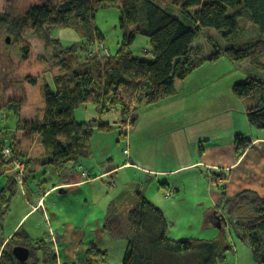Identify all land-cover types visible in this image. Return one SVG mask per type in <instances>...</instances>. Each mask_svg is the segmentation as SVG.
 I'll list each match as a JSON object with an SVG mask.
<instances>
[{
	"label": "trees",
	"instance_id": "obj_1",
	"mask_svg": "<svg viewBox=\"0 0 264 264\" xmlns=\"http://www.w3.org/2000/svg\"><path fill=\"white\" fill-rule=\"evenodd\" d=\"M113 1L45 0L31 5L24 15L13 19L0 12V25L18 38L25 29L44 33L46 37L52 29L72 24H79L84 33V41L67 48L52 38L57 51L55 60L64 75L53 77L54 92L47 84L42 85L41 115L32 119L25 117L21 115L20 103L9 101L0 113L4 120L7 112L14 118L15 129L22 137L36 134L44 150L40 156L25 157L13 132L5 143L1 141L9 146L11 157L24 162L25 168L21 180H14L11 173L5 172L12 164L0 155V224L18 187H26L37 170L41 173L48 168L59 176L64 174L62 178H65L74 169L73 164L83 163L82 159L91 156L93 133L110 129L103 119L106 114L118 113V135L127 140L124 128L137 108L141 105L150 108L172 98L176 93L175 81L185 79L204 63H213L222 57L232 64L250 59L255 68L264 72L261 59L264 57V0H120L122 37L117 49L111 53L104 46L107 54L101 56L96 54L94 46L87 52L90 42L104 44L103 34L88 22L97 10ZM139 35L148 38L150 60L133 57L132 44ZM201 36L211 46L209 55H203L202 47L195 44ZM28 79H25L28 83H35L33 78ZM231 92L236 98L254 101L245 111L246 119L250 126L264 130V77L249 75L233 83ZM87 103L92 104L96 117L86 122L76 121L75 111ZM134 118L130 130L134 127ZM233 145L235 157L239 158L250 146V140L236 134ZM107 185L111 188L114 183ZM131 190L134 194L131 207L123 213L112 202L109 212L113 213L102 223V229L110 237L126 243L120 264H165L162 261L165 255L179 258L180 264L186 263L183 259H192V264H216L230 249L224 236L211 240L170 239L168 223L160 208L145 198L140 187ZM219 190L218 206L223 209L219 214L231 224L238 241L250 250L253 263L264 264V198L251 190L230 197L223 187ZM213 221L216 223L217 219ZM31 239L35 242L33 246L28 244ZM2 244L0 264H56L52 241L31 238L21 225ZM16 245L29 248L27 260L21 262L15 258L12 248ZM84 255L80 264L106 262V250L96 248L93 243L84 250Z\"/></svg>",
	"mask_w": 264,
	"mask_h": 264
},
{
	"label": "rangeland",
	"instance_id": "obj_2",
	"mask_svg": "<svg viewBox=\"0 0 264 264\" xmlns=\"http://www.w3.org/2000/svg\"><path fill=\"white\" fill-rule=\"evenodd\" d=\"M42 1L45 0H0V12H5L10 19H13L16 16L24 15L31 5ZM119 7L120 0H115L103 5L102 8L95 12L93 19L88 23H90L93 28L95 27L100 30L104 36L105 45L103 43H97L96 41L90 42L87 46L88 51L84 46L87 52H89L90 48L93 46L98 52L96 54L100 53V56L101 54H107L103 51L104 46H106L111 53L117 49L118 43L121 41L122 37V32L119 27ZM91 25H87L86 27L89 28ZM79 26V24H72L65 27L58 26L51 30V35H47L46 37L44 33L36 34L33 33L31 29H25L18 38L9 34L4 25H0V113L6 109L7 105L5 104L9 101L20 103V112L22 113L24 111L26 116L29 115V118H33L37 114H42L44 108V99L41 93L42 85L47 84L50 91L54 92L53 77L64 75V72L59 69L56 63L55 57L57 51L51 43V40L52 38L58 39L63 48H67L73 44H80L84 41V33L83 29H81L82 27L79 28ZM6 37H9L8 42L5 40ZM86 42L88 41H86L85 38V43ZM219 42L221 41L219 40ZM195 44L202 47L203 55H209L212 51L211 46L202 36L196 38ZM132 52L135 58L145 60L152 59V55L149 52L148 38L142 35L137 36L132 44ZM90 55L92 54L88 53V56ZM261 59L264 61V57ZM219 60V63L215 66L207 64L203 69H198V71L192 73L187 79H177L175 81V90L179 96L177 100L182 99L180 97L182 88H186V86L197 78L206 68L220 70L221 73L224 74L221 83L226 80V83H231V85L244 80L249 75L264 77V72L255 68L254 63H252L250 59H245L238 64H232V62L224 57ZM26 77L29 79L33 78L35 83H28V81L25 80ZM211 87L212 86L207 87L183 98L187 102V105H185L183 109L185 110L184 114L186 116L185 119H182L181 116L175 118L177 119L175 127H167V129H164L166 127L162 128V125L159 124V122L162 121L164 112L168 108L166 104H169L170 101L175 104V95L161 104L150 108L144 105L139 106L134 113L135 118L132 114L130 116L131 118H129L130 122L126 123V127L124 128L125 132L127 130V140L119 138V115L117 112L112 111L103 117V119L109 123L110 129L108 131H95L93 133L90 141L92 154L87 159H82L85 161L83 163L87 168L82 170L81 175L85 180H90L89 177L92 178L93 176H90L89 170L104 171L108 169L109 166L116 167L112 174L104 178L105 182H113L114 186L110 188L96 181L97 183L94 184H99L101 186L100 191L94 189L87 192V190H85L84 193H90L87 200H82L80 192H67L61 196L64 216L70 219L76 227L84 232L81 243L77 245L73 251L75 264H80V261L85 258L84 250L87 247H92L93 241L97 246L102 247V250H106L107 253L106 262L98 264L121 263L126 247L125 241L123 239L110 237L109 234L101 229V224L104 222L107 215L113 213L112 211L109 212L110 208L107 210V205L111 203L112 199L117 198L112 205L114 207L116 206L115 208L119 211H126L131 207L134 197L131 190L133 187H140L141 190L144 191L145 196L151 199L150 201L152 203H157L155 205L160 208L167 220V235L170 239L198 238L202 240H211L224 236L230 249L225 251L223 254L224 258L216 264H254L250 250L238 241L231 224L225 222L221 224V228H218L215 226L213 219H211L210 214L212 213L214 202H212L210 190L217 192L219 188L215 183L210 181V175L207 173L204 166L199 168L203 170V175L199 173L198 168L181 170L180 173L176 174L175 170L160 174L156 173L157 175L155 176L147 173L146 170L143 169L168 171L175 168L176 161L183 155L187 157L190 156L193 149V145L191 144L193 131L197 129L200 130L204 123L214 124L215 119L219 117L220 114L208 113V119L201 121L204 123L199 127L197 123H194L188 118L191 117L188 109V100H192L194 104L199 102L201 106H204L206 103H211L215 95V93L212 95L207 93ZM214 90L216 91V89ZM221 90H224L223 87ZM228 96H231L238 105L244 103V100L236 98L232 94L230 87L227 91V97ZM227 97L226 99L229 103L227 112L222 114L229 116L231 110L237 108L231 105ZM249 99L250 98H248V100ZM238 111L240 115L242 114L241 116L245 117L246 122L247 119L244 113H241L240 110ZM177 112V110H174V113ZM239 113H237V116H239ZM93 117H96V113L90 103L79 107L74 113V118L78 122H86ZM133 118L134 127L131 131L129 128ZM0 120L1 124V116ZM192 120H194V118H192ZM244 127L245 125H243L242 131H244ZM251 128H253V130L262 131L254 127ZM121 131L123 130L121 129ZM2 134L3 136H1L4 138V133ZM36 138V134L32 135L28 133L21 140L20 151L24 153L25 157L26 155L34 157L43 154L44 150ZM126 148L128 149L127 159L125 155ZM22 149H26V151L24 152ZM180 152L181 155L179 154ZM134 156L137 169L130 168L129 165L126 166L127 169L119 167L123 162L129 161V157L131 159L130 161L133 162ZM21 159L24 160L25 158L21 156ZM5 172L13 173L10 169L5 170ZM52 174L50 170H47V174H41L40 176L36 175L35 178H31L27 186L22 187V190L24 192L26 190L27 192L26 198L22 196L20 190L12 197L10 206L0 224V236H6L11 232L22 213L29 209L30 204L35 203V201H32V197L35 196L36 189L42 186L44 187L40 188L38 192V195H41L42 190L47 187V180L52 177ZM42 178L45 179V182L43 183L41 181L38 183L37 180ZM176 179H183L186 181L184 186H181L179 183L177 191L173 189V183ZM1 180L2 179H0V181ZM203 182L210 183L209 185L212 186L210 190L206 188L205 191ZM43 199H45V205L49 215L53 213L56 215L57 212L54 209H56L57 204L55 206L53 205L59 200L56 199L54 195L44 197ZM217 208H219L220 211L223 210L219 206H217ZM26 218L27 216L24 217L23 220ZM24 228L29 229V234L32 235L29 236L33 239H46L51 241L49 227L45 223L44 217L40 214V211L33 213L27 218ZM58 239L57 237V240ZM34 243L32 239L28 241V244L31 246H33ZM173 260L175 264H180L182 262L179 258L176 259L170 255L162 257V261L165 264H172L174 263ZM183 260H185V264L193 263L192 259ZM159 261H161V259Z\"/></svg>",
	"mask_w": 264,
	"mask_h": 264
},
{
	"label": "crops",
	"instance_id": "obj_3",
	"mask_svg": "<svg viewBox=\"0 0 264 264\" xmlns=\"http://www.w3.org/2000/svg\"><path fill=\"white\" fill-rule=\"evenodd\" d=\"M218 61L220 60L218 59L213 63H204L200 67H198L197 70L195 69L192 73L198 71V69H203V67L207 64L215 66L217 63H219ZM192 73L185 79L190 77ZM223 75L224 74H222L220 70H216L215 68H206L205 70H203L197 78L192 80V82H190V84L186 86V88H182V90L180 91V97L182 98L181 100H177V97L179 96L177 91L175 90V104H173V102L171 101L169 102V104H166L168 105V108L162 116V121H158L159 124L162 125V128L166 127L164 129H167V127H175V122L177 121V119L175 118L181 116L182 119H185L186 116L184 114L185 110L183 109L185 108V105H187V102L183 98L212 86L207 91L209 95L215 93L211 103H206L204 104V106H201V103L199 102L194 104L192 103V100H188V109L191 116L188 118L194 123H197L199 127L202 123H204L201 121L208 119V113L220 114L219 117L215 119L214 124L204 123L203 127L200 130L197 129L193 131L191 137V144L193 145V149L190 156L187 157L186 155H183L179 160L176 161L177 163L175 164V168L168 171L151 170L146 168L143 169H145L147 173L153 174L155 176L160 173L171 172L174 170L176 174L180 173L181 170L198 168L199 173L203 175V170L199 168L204 166L207 170V173L210 175V181L212 183H215L218 188L223 187L228 197L234 196L244 190H251L258 194L260 197L264 198V130H253L248 121L246 120L245 122V117L241 116L242 114L240 115L238 110H240V112L244 113V115L246 116V109L253 106L254 101L252 99L248 100V98H246L242 99L244 100V103L238 105L231 96L227 97V91L229 87L231 91V86L233 84H227L226 80L221 83ZM222 87L224 89L223 91L221 90ZM214 89H216V91ZM226 97L228 98L231 105L234 108H237L231 110L229 116L222 114L224 112H227L229 104ZM174 110H177L178 112L174 113ZM237 113H239V116H237ZM7 114V119L4 120V118H1L2 122L0 124V137H2V133H4V136L6 137H2L3 139H1V141L5 143L7 141L5 139H7L11 132H13L15 139L19 141L20 147V143L23 137L21 136V132L15 129L14 118L10 117V114L8 112ZM21 115L29 117V115L26 116L24 111L21 113ZM192 118H194V120H192ZM243 125H245L244 131H242ZM236 134H240L243 136L247 135L246 137L250 140V146L239 158L235 157L233 145L234 135ZM22 150L24 152L26 151V149ZM179 154L181 155V152ZM125 155L127 159L128 149ZM128 160L129 161H125V164L120 165L119 167L127 169L126 166L129 165L130 168L137 169L135 156L133 162L130 161V157L128 158ZM73 165L74 169H72L71 172L66 173L65 178H62L64 174L59 176V174L53 172L48 168L46 170H41V173L37 170L36 175L39 176L41 174H47V170H50L53 173L52 177L47 180V187L42 190L41 195H38V192L40 191V188L44 187L42 186L36 189V194L34 197H32V201H35V203L30 204V201L28 200L30 204L29 209L25 210L22 213L17 223L12 228L11 232H9L6 236H0V242L9 237L20 225L22 226L24 232L32 236L31 234H29V229L24 228V224L29 216L37 211H40V214L44 217L45 223L50 230L51 241L54 245V251L57 257L56 264H75L73 251L76 246L81 243L84 232L80 228L76 227V225H74L70 219L64 216L61 196L67 192H80L82 200H87V198H89L90 196V193H84V191L87 190V192H90V190L92 191L94 189L100 191L101 186L94 183H97L96 181H98L102 184L107 185L109 182H105L104 178L107 177V175L112 174L115 169L111 166H109L108 169L104 171H97L90 168L91 170H89V173L90 176L93 177H89L90 180H85L81 175L82 170L87 168L85 164L80 161L77 164ZM39 180H41L43 183L45 182V179L43 178L38 179L37 181ZM179 183L181 184V186H184L186 184V181H184L183 179H176L173 183V189H175V191H177ZM203 183L205 185V191L206 188L210 190V188L212 187L209 185L210 183ZM18 190H20L22 196L26 198V190L24 192L22 190V186L18 187L16 193L18 192ZM51 195H54L56 199L59 200L53 205L55 206L57 204L56 209H54L57 212L56 215H54V213L49 215L47 211L48 209L45 205V199H43L44 197ZM210 195L212 197V202H214V205L212 207V211L214 213L212 212L210 215L211 219H215L213 215L220 213V209L216 208L220 199V190H217V192L210 190ZM145 198L151 200L146 196ZM116 199H112L111 203ZM111 203H108L107 210L109 209V205ZM214 208H216L215 211L213 210ZM26 216L27 218L23 220V218ZM57 237L59 238V241L57 240ZM92 243L96 246V248L102 250V247L97 246L94 241ZM3 244L0 246V250L2 249Z\"/></svg>",
	"mask_w": 264,
	"mask_h": 264
},
{
	"label": "built area",
	"instance_id": "obj_4",
	"mask_svg": "<svg viewBox=\"0 0 264 264\" xmlns=\"http://www.w3.org/2000/svg\"><path fill=\"white\" fill-rule=\"evenodd\" d=\"M10 154L11 152L9 146L0 143V155L2 156L4 161L12 164V168L10 169V171H13L12 176L14 180H21V176L24 171V163L19 159H14Z\"/></svg>",
	"mask_w": 264,
	"mask_h": 264
},
{
	"label": "water",
	"instance_id": "obj_5",
	"mask_svg": "<svg viewBox=\"0 0 264 264\" xmlns=\"http://www.w3.org/2000/svg\"><path fill=\"white\" fill-rule=\"evenodd\" d=\"M5 40L6 42H8L9 37H6ZM225 222L226 220L224 219V216L222 214H219V219H217L215 226L218 228H221V224ZM12 253L18 261L23 262L28 259L30 252H29V248L22 246V245H16L12 248Z\"/></svg>",
	"mask_w": 264,
	"mask_h": 264
},
{
	"label": "flooded vegetation",
	"instance_id": "obj_6",
	"mask_svg": "<svg viewBox=\"0 0 264 264\" xmlns=\"http://www.w3.org/2000/svg\"><path fill=\"white\" fill-rule=\"evenodd\" d=\"M215 219H219V215L218 214H215Z\"/></svg>",
	"mask_w": 264,
	"mask_h": 264
}]
</instances>
